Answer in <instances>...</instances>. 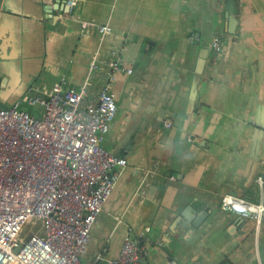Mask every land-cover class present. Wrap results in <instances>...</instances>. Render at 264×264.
<instances>
[{
	"label": "crops",
	"instance_id": "0c3cea01",
	"mask_svg": "<svg viewBox=\"0 0 264 264\" xmlns=\"http://www.w3.org/2000/svg\"><path fill=\"white\" fill-rule=\"evenodd\" d=\"M66 1L0 0V108L62 77L93 101L124 62L102 144L126 166L82 264L116 257L128 228L138 264H264V222L220 207L225 193L256 201L264 177V0H235L233 33L224 0Z\"/></svg>",
	"mask_w": 264,
	"mask_h": 264
},
{
	"label": "built area",
	"instance_id": "2783aa9c",
	"mask_svg": "<svg viewBox=\"0 0 264 264\" xmlns=\"http://www.w3.org/2000/svg\"><path fill=\"white\" fill-rule=\"evenodd\" d=\"M220 42L214 37L211 49ZM109 65L93 101L84 89L64 87L62 77L48 93L0 108V264H82L93 224L126 166L102 144L117 111L110 82L124 62L117 57ZM255 182L256 201L225 193L220 207L264 222V177ZM131 233L128 228L116 257L98 254L92 264H138L146 249Z\"/></svg>",
	"mask_w": 264,
	"mask_h": 264
},
{
	"label": "water",
	"instance_id": "95a60500",
	"mask_svg": "<svg viewBox=\"0 0 264 264\" xmlns=\"http://www.w3.org/2000/svg\"><path fill=\"white\" fill-rule=\"evenodd\" d=\"M225 1V10H226V18H227V27L228 31L230 33L234 32V27L237 24V20L235 17V14L237 13V6H236V1L235 0H224ZM68 8H71V6L68 2L66 1ZM202 63V61H200ZM182 216H184L186 219L191 220L192 224L195 225L198 222L199 216L196 217H191L189 214V207H185V210L181 213Z\"/></svg>",
	"mask_w": 264,
	"mask_h": 264
}]
</instances>
